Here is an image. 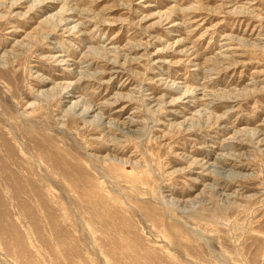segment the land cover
I'll list each match as a JSON object with an SVG mask.
<instances>
[{"label":"rangeland","instance_id":"374dc122","mask_svg":"<svg viewBox=\"0 0 264 264\" xmlns=\"http://www.w3.org/2000/svg\"><path fill=\"white\" fill-rule=\"evenodd\" d=\"M0 6V264H264V0Z\"/></svg>","mask_w":264,"mask_h":264},{"label":"bare ground","instance_id":"6f19581e","mask_svg":"<svg viewBox=\"0 0 264 264\" xmlns=\"http://www.w3.org/2000/svg\"><path fill=\"white\" fill-rule=\"evenodd\" d=\"M24 3V2H23ZM14 6L18 7L19 5L17 4H14ZM2 7V6H0ZM73 10H76V9H73ZM69 11V10H68ZM71 11V10H70ZM74 14V13H73ZM67 23V22H66ZM61 26L60 22L58 24V26ZM56 28V27H55ZM108 64V63H107ZM110 64V63H109ZM67 89L70 88V87H66ZM63 89V92L61 93L60 96H62V100L60 103H63V104H66V103H70L72 99V97H74V94L75 92L73 91V89H70V90H67V89ZM78 107V103H74L72 105L71 108H74V110ZM92 109V107H90L88 110L85 109V111H83L84 113V116H87L88 113H89V110ZM94 112V111H93ZM75 117V116H74ZM76 118V117H75ZM81 118V117H80ZM112 128V127H111ZM114 129V128H113ZM112 129V130H113ZM0 141H1V144L0 146H2V143L3 145L5 144H8L9 143V138L7 136H4V135H1L0 134ZM13 157V154L11 153H3L1 154L0 153V161L2 158H8V157ZM226 156V157H225ZM223 156L222 158L219 157V159L216 160V164H212L211 165V173L214 177V181H215V184L218 186H220L222 184L223 181L225 180H228L229 178H234V177H237L236 175H239L237 172H235L234 170H225L226 167H229L231 166L233 169H237V168H240L239 164H233L230 160L233 159H229L228 158V155H225ZM7 165L10 167V160H6L5 159V162H3V164H0V181L2 179L5 178L6 176V173L8 171V173L10 172L11 168L7 169ZM239 166V167H238ZM210 167V166H209ZM209 169V168H208ZM210 170V169H209ZM209 175V174H208ZM212 175H210V177H212ZM235 179V178H234ZM230 181V180H229ZM0 186H1V182H0ZM10 194H15V191H10ZM0 195H2V191L0 190ZM262 229V228H261Z\"/></svg>","mask_w":264,"mask_h":264}]
</instances>
